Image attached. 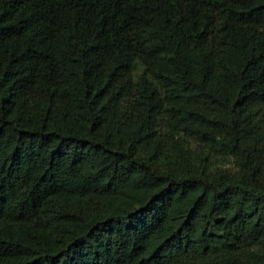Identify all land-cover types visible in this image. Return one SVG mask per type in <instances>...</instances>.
<instances>
[{"label":"trees","instance_id":"obj_1","mask_svg":"<svg viewBox=\"0 0 264 264\" xmlns=\"http://www.w3.org/2000/svg\"><path fill=\"white\" fill-rule=\"evenodd\" d=\"M0 264H264V0H0Z\"/></svg>","mask_w":264,"mask_h":264}]
</instances>
